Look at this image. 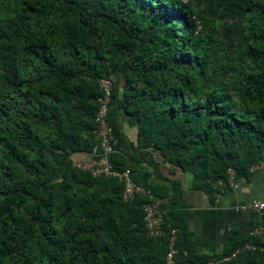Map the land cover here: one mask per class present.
Masks as SVG:
<instances>
[{"label": "trees", "instance_id": "16d2710c", "mask_svg": "<svg viewBox=\"0 0 264 264\" xmlns=\"http://www.w3.org/2000/svg\"><path fill=\"white\" fill-rule=\"evenodd\" d=\"M104 77L112 161L154 196L177 232V262L264 246L249 236L196 254L174 208L178 185L152 178L169 162L218 195L229 167L238 177L264 167V0H0V264H167L168 237L146 230L148 198L124 201L117 177L74 164L96 144ZM224 264H264V250Z\"/></svg>", "mask_w": 264, "mask_h": 264}, {"label": "crops", "instance_id": "0c3cea01", "mask_svg": "<svg viewBox=\"0 0 264 264\" xmlns=\"http://www.w3.org/2000/svg\"><path fill=\"white\" fill-rule=\"evenodd\" d=\"M122 118L121 127L126 141L137 146L136 121L126 115ZM84 157L77 154L75 159ZM162 164L158 168L160 175L143 162L138 166L152 171L154 182H163L170 187L174 183L178 185L174 208L185 218L196 254L210 258L220 256L247 241L249 232L256 225L264 224V215L240 209L253 199L264 200V168H253L249 176L238 177V189L225 188L218 195H210L208 191L193 186L191 173L171 171Z\"/></svg>", "mask_w": 264, "mask_h": 264}, {"label": "built area", "instance_id": "2783aa9c", "mask_svg": "<svg viewBox=\"0 0 264 264\" xmlns=\"http://www.w3.org/2000/svg\"><path fill=\"white\" fill-rule=\"evenodd\" d=\"M114 81L112 78H100L99 87L102 92L101 97L98 98V110L96 114V127L94 134L96 136V144L90 152L81 154L85 156L82 159H75L74 164L77 169L90 173L93 177H117L123 183L122 197L124 201L131 200L136 194H143L148 198L144 205V222L147 233L150 237H168L169 250L166 255L167 264H179L176 260V243L177 232L175 230H165L164 228V213L158 207V204L153 195L145 191L141 186L135 184L130 176V171H119L112 161V156L117 153V145L119 140L115 135L112 126L109 123L108 115L112 102ZM153 158L158 157V151L151 149ZM162 165L167 169L179 170V167L164 162ZM253 168H264L262 165L254 166ZM222 183V182H220ZM227 186L231 189H238V175L233 167L227 170ZM241 210H252L260 215H264V200L253 199L246 205L240 206ZM251 238H259L261 243L264 241V224L260 223L251 229L249 232ZM263 251L264 246H259L253 243H245L236 248L231 254L222 255L216 259H209L205 264H224L231 261L240 253L245 251ZM202 264V263H192Z\"/></svg>", "mask_w": 264, "mask_h": 264}]
</instances>
